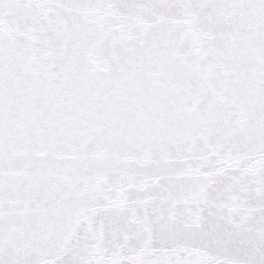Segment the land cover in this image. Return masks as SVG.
Listing matches in <instances>:
<instances>
[{
	"label": "snow or ice",
	"instance_id": "1",
	"mask_svg": "<svg viewBox=\"0 0 264 264\" xmlns=\"http://www.w3.org/2000/svg\"><path fill=\"white\" fill-rule=\"evenodd\" d=\"M0 264H264V0H0Z\"/></svg>",
	"mask_w": 264,
	"mask_h": 264
}]
</instances>
